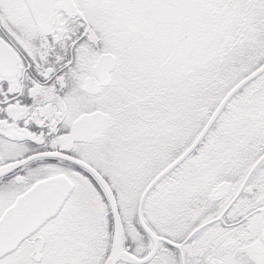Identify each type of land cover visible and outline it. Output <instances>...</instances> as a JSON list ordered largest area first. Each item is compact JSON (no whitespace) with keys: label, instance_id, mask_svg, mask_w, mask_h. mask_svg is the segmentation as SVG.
I'll return each mask as SVG.
<instances>
[{"label":"snow or ice","instance_id":"1","mask_svg":"<svg viewBox=\"0 0 264 264\" xmlns=\"http://www.w3.org/2000/svg\"><path fill=\"white\" fill-rule=\"evenodd\" d=\"M0 264H264V0H0Z\"/></svg>","mask_w":264,"mask_h":264}]
</instances>
